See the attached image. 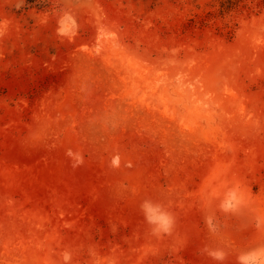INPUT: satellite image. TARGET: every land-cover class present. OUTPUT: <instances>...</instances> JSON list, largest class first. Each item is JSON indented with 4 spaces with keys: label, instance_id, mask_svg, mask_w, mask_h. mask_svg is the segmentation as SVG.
<instances>
[{
    "label": "rangeland",
    "instance_id": "374dc122",
    "mask_svg": "<svg viewBox=\"0 0 264 264\" xmlns=\"http://www.w3.org/2000/svg\"><path fill=\"white\" fill-rule=\"evenodd\" d=\"M146 200L171 234H153ZM257 250L264 0H0V264Z\"/></svg>",
    "mask_w": 264,
    "mask_h": 264
},
{
    "label": "clouds",
    "instance_id": "9594fccd",
    "mask_svg": "<svg viewBox=\"0 0 264 264\" xmlns=\"http://www.w3.org/2000/svg\"><path fill=\"white\" fill-rule=\"evenodd\" d=\"M66 23H75L69 16H62L58 21V34L66 35L64 27ZM69 155H72L69 153ZM82 163V158L76 160V164ZM120 163L119 157H113L112 165L118 167ZM76 166V165H74ZM237 200V192L231 190L226 194V198L222 203V207H230ZM141 210L144 214L145 221L151 226L154 235L171 234V231L175 225L174 216L166 211L162 205L155 204L151 201H144L141 205ZM206 223L209 230H213L211 217L206 218ZM207 254L215 260L222 261L225 258V254L220 250H208L205 249ZM65 264L71 259L70 253L65 252L63 255ZM239 264H264V250H257L255 252L242 254L239 258Z\"/></svg>",
    "mask_w": 264,
    "mask_h": 264
}]
</instances>
